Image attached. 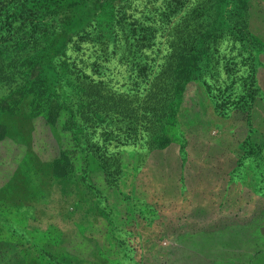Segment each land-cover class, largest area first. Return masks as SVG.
<instances>
[{
	"label": "rangeland",
	"instance_id": "374dc122",
	"mask_svg": "<svg viewBox=\"0 0 264 264\" xmlns=\"http://www.w3.org/2000/svg\"><path fill=\"white\" fill-rule=\"evenodd\" d=\"M75 1L0 82V264H264V0Z\"/></svg>",
	"mask_w": 264,
	"mask_h": 264
},
{
	"label": "trees",
	"instance_id": "16d2710c",
	"mask_svg": "<svg viewBox=\"0 0 264 264\" xmlns=\"http://www.w3.org/2000/svg\"><path fill=\"white\" fill-rule=\"evenodd\" d=\"M63 1L0 0V54H6V59L0 60V82L2 80L13 82L24 70L30 73L33 69L30 60L32 53L38 50L48 54L55 52L58 40L67 30L65 17L62 15L66 11L62 5ZM79 1L70 5L75 9H71L72 22L66 24L72 27L78 25ZM237 2L245 1L237 0ZM21 51L26 52L24 56L20 55ZM22 57L26 58L20 62Z\"/></svg>",
	"mask_w": 264,
	"mask_h": 264
}]
</instances>
